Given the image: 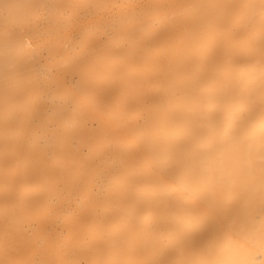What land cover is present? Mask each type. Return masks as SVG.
I'll return each instance as SVG.
<instances>
[{
	"label": "bare ground",
	"instance_id": "bare-ground-1",
	"mask_svg": "<svg viewBox=\"0 0 264 264\" xmlns=\"http://www.w3.org/2000/svg\"><path fill=\"white\" fill-rule=\"evenodd\" d=\"M0 264H264V0H0Z\"/></svg>",
	"mask_w": 264,
	"mask_h": 264
}]
</instances>
